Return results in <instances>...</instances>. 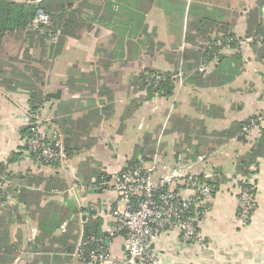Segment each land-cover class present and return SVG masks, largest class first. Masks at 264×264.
<instances>
[{"label":"crops","instance_id":"crops-1","mask_svg":"<svg viewBox=\"0 0 264 264\" xmlns=\"http://www.w3.org/2000/svg\"><path fill=\"white\" fill-rule=\"evenodd\" d=\"M11 1L34 4L41 0ZM82 1L78 22L69 28L60 44L53 43L56 51L48 60L45 84L41 88L43 103L35 113L45 116L49 127L55 126L62 133L69 167H30L19 131L35 114H29L27 91L19 85L5 88L0 75V163L7 164L15 182L16 175L25 172L36 177L38 185L28 188L46 193L40 207L50 202L70 211L80 210L79 231L73 232H77V243L91 215L112 224L110 211L119 200L112 190L96 192L88 187L95 174L103 172L110 181L113 170L129 161L135 150L144 145L155 147L154 152L158 149L159 159L166 162L188 159L183 152L176 154L180 125L171 122L172 116L194 121V128L198 126L199 131L209 135L225 130L232 122L248 120L264 109V63L257 60L251 45L255 35L264 31V3L260 0ZM194 28L205 35L222 34L226 29L234 40H240V44L220 48L221 62L213 65L215 68L205 74L200 85L192 74L194 71L184 73L183 61L179 59L184 50L196 47L186 38L187 33H196ZM195 40L197 47L203 45L204 50V45H208L209 48L202 35H197ZM23 53L21 48L18 57ZM199 66L200 62L197 71ZM145 68L170 73L181 70L182 77L177 78L184 89L181 87L178 92L177 86L170 97L145 98V93L132 84ZM9 77L15 82L19 76ZM47 94L54 96L47 100ZM146 135L154 139L150 145L145 142ZM199 135L201 140L197 144H203L207 139ZM236 136L213 150L210 157L216 160L211 169H203L200 162L194 161L196 172L208 175L206 178L210 180L215 176L220 184L198 225V240L184 241L177 232H169L155 242L163 264H264V154L252 166L254 173L250 177L256 208L250 220L243 222L234 180L236 159L259 138L255 132L243 141ZM185 145L184 142L182 149ZM12 153L19 156L18 161H8ZM50 179L59 180L63 189L47 190L45 182ZM6 181L10 185L13 182L11 177ZM7 203L16 202L9 196ZM16 206L21 219L13 218L9 224L13 252L7 254L5 264H30L35 256L44 255L49 256L48 261L39 258L37 264H61L54 260L60 253L33 251L39 235L38 214L25 211L23 203ZM91 208L89 215L83 213ZM62 229L45 238L44 244L57 239ZM76 247L65 254L69 257L66 264L82 260L72 256ZM123 248L122 235L115 236L111 241L112 255L121 257ZM83 264L89 263L83 261Z\"/></svg>","mask_w":264,"mask_h":264},{"label":"trees","instance_id":"trees-1","mask_svg":"<svg viewBox=\"0 0 264 264\" xmlns=\"http://www.w3.org/2000/svg\"><path fill=\"white\" fill-rule=\"evenodd\" d=\"M76 1L78 0H41L39 4L35 5L32 3L0 0V75L3 78L1 84L7 89L12 88L11 86L19 85L27 91V105L29 114H31V116L32 114H35L42 106L43 95L41 88L45 84L48 60L56 51L55 45L58 43L60 44V41L63 40V37L68 34L69 28L74 23L78 22L77 16L79 11L83 8V1L79 0L81 3L75 7L74 3ZM260 2L264 3V0H260ZM37 9H42L48 13L51 18L52 29L54 31H59L55 45L48 41L46 35H41L30 28L31 21ZM193 32H196L197 34L189 32L187 33L186 38L196 47L197 42H195V39L197 35H202V38L204 40L206 39L205 42L211 43L210 35H205L204 32H198L196 29ZM257 35L261 36V39L258 40L261 42V44L257 45L259 42L257 43V39H253L251 45L257 60L264 63V31L260 30L255 36ZM214 37H218L217 34ZM220 37L225 38V40L223 39L219 47H232V45L235 43L237 44V42L240 44V40H234L235 38L233 39L226 29H223ZM206 46L208 47V45ZM206 46L204 45V50L202 49L203 45L198 46L197 48L195 47L194 50H184L179 57V59H182L183 61L181 67L184 73H190V71H194L192 74H194L198 79V82L196 83L199 85L202 84L201 81L203 77H205V74H210L212 72L210 69L205 72L196 70V66L205 58L213 59L211 48L214 49L215 47L211 46V48H207ZM21 48L23 49L24 53L22 57L19 58L18 54ZM29 50L31 51L30 53ZM221 56L222 54L219 53L216 57L214 66L221 62ZM145 73H156L161 76V79L158 80L154 85L146 86V82L144 80ZM173 74L176 73L162 72L159 70L145 68L135 77L132 84L142 90L145 93V98L147 99L153 96L170 97L174 94L177 87L176 83H178V78H174ZM12 75L19 76L15 82L13 81V78L9 77ZM12 83L13 85H11ZM259 111L255 112L248 120L232 122L225 130L214 131L209 135H206L204 130L199 131L198 126L194 128L196 126L194 121L187 120L184 117L181 118L179 116H172L171 122L180 125V128L177 130L180 133V143L176 145V154L178 155L183 152L184 154H187V158L192 162L197 160L199 156L205 155L208 158L206 161L200 162V166L203 169L212 167V161L214 159L212 160L210 154L213 152V150H216V148L221 146L225 140L235 135H237L236 137L238 140H247L246 137L241 134L242 128L247 125L250 119ZM41 117L44 118L45 116L42 115ZM197 123L199 124V122ZM35 129V120L29 117L28 123L20 129L19 133L21 137L25 139L30 137L32 130ZM199 133H201V135L205 136L207 139L203 141V144H197L201 140ZM152 141H154V139L151 140L148 135L145 136V142L147 144L150 145ZM184 142L186 145L185 148L182 149ZM24 147L25 150H27L25 145ZM154 148L155 147L150 148L148 145L137 148V150H135V156L129 159L126 164L131 166H140L143 163L151 162ZM263 154L264 137H260L257 142L251 144L250 148L236 159V170L234 177L243 179L236 181L238 188H241L245 185H250L247 180H250V177L254 173L252 166L257 163V158ZM138 156H141V160L138 159ZM182 158L184 160H188L185 157ZM18 160L19 156L16 153H12L8 158L9 162ZM50 166L55 167V165ZM0 176H3L5 180L6 178L10 180V177L13 180L11 185L7 183V185L3 187L0 192V264H5L6 258H8L7 254L10 255L13 252V245L9 243L8 227L13 221V218L17 221H20L21 213L16 206L20 203L24 204V210L31 215H35L36 213L38 214L39 235L37 236L36 241L33 243V251H35V253L37 250L38 252L43 251L48 254L50 253L51 255L60 253V257H54V260L59 261L61 264L68 263L69 257L65 254L72 252L74 247L77 246V232L79 231L77 222L80 216V210L70 211L67 208H64L61 204L50 202H47L45 207H40L39 203L44 198L46 193H41L38 190L32 191L28 188L36 187L38 185L36 177L28 174V172H25L22 175L17 174V182H15V176H11V172H9L7 169V164L1 162ZM200 176L203 181L207 182L211 186V193L213 196L216 188H218V185L220 184V181H218L217 177L215 176L212 178V180L204 177L203 174H200ZM94 177L95 180L90 183L95 187L96 192H101L106 188V186H110L109 181H107V174L100 172L95 174ZM250 182L252 183V180H250ZM45 183L47 190L51 187L56 190H62L64 187V185H62L59 180L50 179ZM101 184L104 185L102 186ZM9 196L14 198L16 202L15 204L7 203ZM54 204L56 205L53 206ZM50 207L55 208L51 210ZM48 208L49 210H47ZM252 214L253 212L251 215ZM251 215L249 216L247 222L250 220ZM107 224L109 223L105 224L102 219L95 218L92 215L84 223L81 232V248L85 254L95 247L94 244H91V242L89 243L88 241H90L91 238H98L104 235L102 226ZM58 228H63L58 238L52 241L48 240L47 243L44 244L45 238L53 234V232ZM76 230L77 232L73 233ZM197 231L199 232L198 227ZM39 258L47 262L49 256H35L30 264H37ZM82 260L84 262H88L87 258ZM81 261L77 260L76 263L83 264V261Z\"/></svg>","mask_w":264,"mask_h":264},{"label":"built area","instance_id":"built-area-1","mask_svg":"<svg viewBox=\"0 0 264 264\" xmlns=\"http://www.w3.org/2000/svg\"><path fill=\"white\" fill-rule=\"evenodd\" d=\"M30 28L46 35L50 43L57 41L59 31L52 29L49 14L42 9L36 10ZM223 39L225 40L222 37L211 38L209 48L215 47L211 48L213 59L205 58L200 63L199 71L205 72L213 67ZM255 39L258 41L261 36L257 35ZM176 77H182L181 70ZM160 79L161 76L156 73H145L146 86L154 85ZM33 119L36 129L32 130L30 137L23 140L27 147L24 153L32 168L43 165L69 167L60 130L55 126L49 127L50 124H44V120L37 114ZM254 132L258 138L264 137V109L250 119L242 128L241 134L249 139ZM207 158L202 155L195 162H204ZM176 160L161 166L159 163L156 165V159H153L150 163L140 166L125 163L115 168L110 178L113 184L104 189L112 190L119 199L115 208L110 211L112 224L103 227L104 235L88 241L95 247L86 254L81 248L80 239L72 254L73 258H87L89 264H162L164 260L155 243L160 236L177 232L184 241L198 240L200 235L197 227L208 211L212 188L194 170L195 162L183 158ZM247 182L249 186L238 188L239 214L243 222L248 220L255 209L254 189L250 180ZM77 184L84 188L81 182ZM6 185L7 181L0 176V192ZM90 186L95 189L91 183L88 187ZM185 191L187 194H184ZM91 210L92 208L83 213L89 215ZM117 235H122L123 238L121 257H114L110 251L111 241Z\"/></svg>","mask_w":264,"mask_h":264},{"label":"rangeland","instance_id":"rangeland-1","mask_svg":"<svg viewBox=\"0 0 264 264\" xmlns=\"http://www.w3.org/2000/svg\"><path fill=\"white\" fill-rule=\"evenodd\" d=\"M217 34V36L218 37H220L221 36V34L220 33H216ZM215 33H210V38H212V37H214L215 35H216ZM179 71V70H178ZM178 73V72H177ZM177 73L176 74H173L174 76V78H176V75H177ZM177 80H179L178 81V83H176V86H178L177 87V91L179 92L180 90V88L182 87L183 89H184V85L180 82V79H177ZM180 84V85H179ZM176 91V92H177ZM46 112H48V111H46ZM48 115H49V112L47 113ZM46 114V115H47ZM47 115V117H49ZM42 118V117H41ZM45 118V117H44ZM44 118H42L44 121H43V123L45 124L46 123V119H44ZM48 121V120H47ZM43 126H45V125H43ZM54 127V126H53ZM158 153H159V150L157 149L154 153H153V158L154 159H156V165L159 163V165L161 166V165H166V164H171L172 162H166V160H164V159H159V155H158ZM216 157H214L213 159H215ZM179 159V158H178ZM180 159H182V158H180ZM212 159V160H213ZM174 160V159H173ZM216 160V159H215ZM215 160H213L212 162L214 163V161ZM172 161V160H171ZM174 161H177L176 159L174 160ZM30 167L32 168V165H30ZM57 168V167H56ZM34 169V168H33ZM58 169V168H57ZM234 180H235V182L236 181H238V180H240V178H234ZM113 184V181L112 180H110L109 181V185H112ZM212 200H213V197H211V200L209 201V202H212ZM208 206H209V203H208ZM164 260V259H163ZM164 263V262H163ZM162 263V264H163Z\"/></svg>","mask_w":264,"mask_h":264},{"label":"water","instance_id":"water-1","mask_svg":"<svg viewBox=\"0 0 264 264\" xmlns=\"http://www.w3.org/2000/svg\"><path fill=\"white\" fill-rule=\"evenodd\" d=\"M40 1H36V2H33L34 4H38ZM54 95L53 94H47L45 96V99L49 100L50 97H53Z\"/></svg>","mask_w":264,"mask_h":264}]
</instances>
